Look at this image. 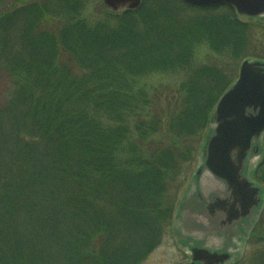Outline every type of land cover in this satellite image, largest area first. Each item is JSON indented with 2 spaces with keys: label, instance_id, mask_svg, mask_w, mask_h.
<instances>
[{
  "label": "trees",
  "instance_id": "obj_1",
  "mask_svg": "<svg viewBox=\"0 0 264 264\" xmlns=\"http://www.w3.org/2000/svg\"><path fill=\"white\" fill-rule=\"evenodd\" d=\"M91 3L22 0L0 14L12 83L0 103V264H142L255 53V25L229 6L144 0L97 17ZM205 49L219 60L200 61ZM160 75L179 81L165 90Z\"/></svg>",
  "mask_w": 264,
  "mask_h": 264
},
{
  "label": "flooded vegetation",
  "instance_id": "obj_2",
  "mask_svg": "<svg viewBox=\"0 0 264 264\" xmlns=\"http://www.w3.org/2000/svg\"><path fill=\"white\" fill-rule=\"evenodd\" d=\"M252 157L253 151L245 160L243 176L261 188L259 204L255 203L256 197H243L225 180L211 173L204 165L206 155L200 158L177 208V220L187 207L191 223L201 235L177 232L180 264H256L258 255H264L262 251L244 259L250 245L264 243L260 241L264 236L258 234L263 231L264 235V228H260L264 222V184L255 176L261 162L253 168ZM224 257L227 260L221 263Z\"/></svg>",
  "mask_w": 264,
  "mask_h": 264
},
{
  "label": "water",
  "instance_id": "obj_3",
  "mask_svg": "<svg viewBox=\"0 0 264 264\" xmlns=\"http://www.w3.org/2000/svg\"><path fill=\"white\" fill-rule=\"evenodd\" d=\"M195 7L233 6L240 16L255 18L264 14V0H182ZM111 12L137 10L143 0H103ZM214 135L207 146V169L225 180L243 197L261 201L259 187L243 176L249 152L259 153L258 141L264 134V62L246 59L234 85L221 97L213 115ZM254 203V204H255ZM227 258H222L224 263Z\"/></svg>",
  "mask_w": 264,
  "mask_h": 264
},
{
  "label": "rangeland",
  "instance_id": "obj_4",
  "mask_svg": "<svg viewBox=\"0 0 264 264\" xmlns=\"http://www.w3.org/2000/svg\"><path fill=\"white\" fill-rule=\"evenodd\" d=\"M144 1V0H143ZM155 3L157 4H167V3H173L174 0H154ZM22 0H1L0 2V14L2 11L7 9L8 7L16 5L21 6ZM106 10L103 0H92V3L90 5L89 13L91 15L99 17L100 14L104 13ZM190 10L196 11V9L191 8ZM192 12V11H188ZM241 20L247 21V22H252L255 25L253 33L256 35L254 37L255 42L253 41V57H249L251 60H264V16H261L260 18L257 19H244L242 18ZM199 60L202 61L203 63H208V64H213L216 61L219 60V58L209 52L208 50H203L201 53V56L199 57ZM243 61L239 62L238 68H237V78L239 76L240 72V67ZM162 82L161 88L165 90L171 91L174 88V85L176 84V81L178 82L179 79L177 77L173 76H165V75H160ZM12 89V83L8 78H4L3 76H0V103L4 102L5 99L7 98L8 94L10 93ZM168 91V92H169ZM216 127L215 124H209L208 128L206 129L204 136H203V141L202 145L200 148V151L198 153V157L196 162L192 166V173L196 171V168L199 165V160L200 157L204 155V144L207 140V138L210 136V131L214 130ZM264 159V141H262V155L258 158L255 159L252 163V167L255 168V166L261 162ZM257 181L261 184H264L260 182L258 179ZM183 194V193H182ZM263 220H264V215H263ZM194 224L191 223V219L188 214V209L187 207L184 209L181 218L179 221L175 222L174 228L171 227L166 231V234L163 238L162 243L157 247L153 253L142 263V264H180L182 261L181 254L179 252L178 245L176 244L177 241V232L182 233L185 235V233H192L196 235H201V231L197 230L194 228ZM260 228H264V222L260 225ZM258 234L260 236L263 235V231H258ZM260 250H264V243H256L250 245L245 253V260L250 259L252 256H254L257 252Z\"/></svg>",
  "mask_w": 264,
  "mask_h": 264
},
{
  "label": "bare ground",
  "instance_id": "obj_5",
  "mask_svg": "<svg viewBox=\"0 0 264 264\" xmlns=\"http://www.w3.org/2000/svg\"><path fill=\"white\" fill-rule=\"evenodd\" d=\"M192 8H194V7H192ZM180 204H181V202L179 201L177 204V208H179Z\"/></svg>",
  "mask_w": 264,
  "mask_h": 264
}]
</instances>
